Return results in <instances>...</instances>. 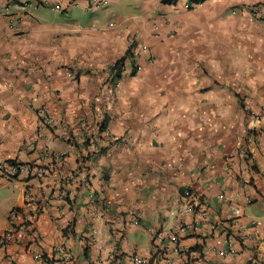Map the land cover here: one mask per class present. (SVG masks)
I'll return each instance as SVG.
<instances>
[{"label": "crops", "instance_id": "obj_1", "mask_svg": "<svg viewBox=\"0 0 264 264\" xmlns=\"http://www.w3.org/2000/svg\"><path fill=\"white\" fill-rule=\"evenodd\" d=\"M101 1L0 0V264H264V0Z\"/></svg>", "mask_w": 264, "mask_h": 264}, {"label": "built area", "instance_id": "obj_2", "mask_svg": "<svg viewBox=\"0 0 264 264\" xmlns=\"http://www.w3.org/2000/svg\"><path fill=\"white\" fill-rule=\"evenodd\" d=\"M104 3L105 2L101 0H91V6L99 7L102 6ZM247 18L249 19V21L252 22L256 20L264 21V10L257 5L252 6L247 11ZM71 75L73 78L75 79L77 78L76 74H71ZM113 78L116 79V84H118L119 78L116 76V73ZM40 115L45 123L51 124L54 122V118L50 115V113L46 108L42 107L40 109ZM263 115H264L263 112L251 113L250 120L248 122V127H249L248 131L250 132V134L264 133V121H262ZM241 153L244 154L246 157H248L249 156L248 148L243 147L241 149ZM3 167L4 169H2V171L11 180L15 179L16 178L15 174H17V172L23 170L24 168L23 165L8 166V168H5V165H3ZM185 194L190 195V191L186 190ZM38 212L39 210L37 208H32V207H30L29 212H26V210L14 208L10 213V225L0 235V249L4 248L13 241L22 239L24 234H26L27 232L38 234L37 230L33 226L35 218L38 215ZM235 212L239 213L240 210L237 208L235 209ZM173 240L176 241L177 236H174ZM60 249H63V247H61ZM221 252L224 255L226 254L231 255L235 253V250L233 249H230L228 251L222 250ZM37 258L40 260H44L45 256L43 254H38ZM130 259L134 264L145 263V260L137 254L131 255Z\"/></svg>", "mask_w": 264, "mask_h": 264}, {"label": "trees", "instance_id": "obj_3", "mask_svg": "<svg viewBox=\"0 0 264 264\" xmlns=\"http://www.w3.org/2000/svg\"><path fill=\"white\" fill-rule=\"evenodd\" d=\"M129 52H130V51H129ZM125 58H126V56L122 57V58H121L120 60H118V61L114 64V66H113V70L116 71V76H117V77H120V76H121L122 66H123V64H124ZM103 126H104V124H103ZM103 126H102V127H103ZM23 164H24V163L18 162L16 159H10V160H7V161H6L5 168H8V166H14V165H15V166H19V165L21 166V165H23ZM2 169H4L3 166L0 167V170H2ZM19 173H20V171L17 172V174H15V177H18ZM15 208H17V209H22V210H23L22 207H15Z\"/></svg>", "mask_w": 264, "mask_h": 264}]
</instances>
